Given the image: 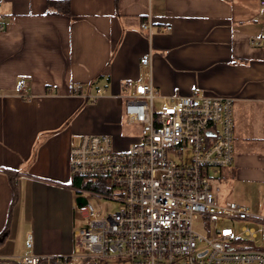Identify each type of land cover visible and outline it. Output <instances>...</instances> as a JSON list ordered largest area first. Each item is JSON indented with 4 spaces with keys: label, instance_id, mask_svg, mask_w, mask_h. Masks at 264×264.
<instances>
[{
    "label": "crops",
    "instance_id": "1",
    "mask_svg": "<svg viewBox=\"0 0 264 264\" xmlns=\"http://www.w3.org/2000/svg\"><path fill=\"white\" fill-rule=\"evenodd\" d=\"M51 1L0 7V264L20 263L31 237L38 264L72 254L71 149L85 135H108L118 151L137 141L125 136L126 84L149 53L162 97L234 99L235 162L220 198L264 215V44H251L263 0H70L69 16Z\"/></svg>",
    "mask_w": 264,
    "mask_h": 264
},
{
    "label": "built area",
    "instance_id": "2",
    "mask_svg": "<svg viewBox=\"0 0 264 264\" xmlns=\"http://www.w3.org/2000/svg\"><path fill=\"white\" fill-rule=\"evenodd\" d=\"M3 20L0 13V31ZM142 28L152 34L151 22ZM251 44H264V30ZM140 64V79L126 84L131 93L124 109L126 122L140 127L137 141L118 151L108 135H85L71 149L73 178L101 182L99 191L73 188L75 215L85 225L74 231L72 254L54 259L56 264H100L113 257L131 264H264V247L248 239L264 233V215L217 198L222 170L235 162L234 99L162 97L152 80V55ZM17 91L31 99L27 80L17 82ZM105 201L118 210L106 211ZM197 221L206 234L196 230ZM33 244L31 237L18 264L41 262Z\"/></svg>",
    "mask_w": 264,
    "mask_h": 264
},
{
    "label": "rangeland",
    "instance_id": "3",
    "mask_svg": "<svg viewBox=\"0 0 264 264\" xmlns=\"http://www.w3.org/2000/svg\"><path fill=\"white\" fill-rule=\"evenodd\" d=\"M155 104L157 108H161V106L163 105V101L162 100H155ZM140 133V127L139 126H132V125H127L126 127V133L125 136L126 138H130L132 139L135 136H138V134ZM219 184V183H218ZM222 188V187H221ZM223 191L218 192L217 193V198H218V202L219 203H226V202H230L231 200H221L223 198H220ZM247 207V206H246ZM253 207V206H252ZM104 208L106 211H111V212H116L119 208V205L115 202H110V201H105L104 203ZM254 208V207H253ZM257 210V208H254ZM258 211V210H257ZM254 214H263L261 210H259V212H255L253 211ZM249 224V223H246ZM75 225H76V229H79L81 227H83L85 225L84 220L82 219V217L80 215H77L76 217V221H75ZM195 228L196 230H198L200 233L202 234H206L203 224L201 221H197L195 223ZM264 233H259L258 234V238L257 239H253V238H248L249 240L253 241L255 243V245L258 248L264 247ZM104 264H131V261L129 259H120L117 257H113V258H108L105 261H103Z\"/></svg>",
    "mask_w": 264,
    "mask_h": 264
},
{
    "label": "trees",
    "instance_id": "4",
    "mask_svg": "<svg viewBox=\"0 0 264 264\" xmlns=\"http://www.w3.org/2000/svg\"><path fill=\"white\" fill-rule=\"evenodd\" d=\"M50 5H55L57 7V13L62 15L69 16L71 14V6L70 0H59L58 2H50ZM95 181L92 183L85 182L80 178H73L72 187L75 188H83L86 190L99 191V182ZM101 182V181H100ZM52 264H56L55 260H52Z\"/></svg>",
    "mask_w": 264,
    "mask_h": 264
}]
</instances>
